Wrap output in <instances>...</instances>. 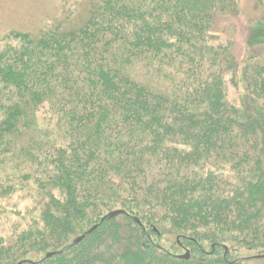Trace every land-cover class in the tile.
I'll use <instances>...</instances> for the list:
<instances>
[{"label": "trees", "instance_id": "1", "mask_svg": "<svg viewBox=\"0 0 264 264\" xmlns=\"http://www.w3.org/2000/svg\"><path fill=\"white\" fill-rule=\"evenodd\" d=\"M57 1L0 36V264L264 256V0L238 57L241 0Z\"/></svg>", "mask_w": 264, "mask_h": 264}, {"label": "rangeland", "instance_id": "2", "mask_svg": "<svg viewBox=\"0 0 264 264\" xmlns=\"http://www.w3.org/2000/svg\"><path fill=\"white\" fill-rule=\"evenodd\" d=\"M70 2L68 1V5ZM250 7L251 5L249 6L245 0H241L240 17L228 19L225 24L228 37H233L232 39L235 41L236 57L242 55L244 50L243 32L246 29L245 19L250 14ZM59 9L61 6L57 0H0V36L9 29L33 31L40 27L46 19L52 21L53 17H58ZM83 12L81 11L77 16V19H81L76 23L77 27L84 19ZM60 15L62 16V13ZM240 59L241 56L238 60L240 61ZM172 242L174 243L170 239L167 240V237L160 240L166 249L171 248ZM173 249L178 252L176 248ZM242 256L246 257L244 254ZM249 264H264V258L251 260Z\"/></svg>", "mask_w": 264, "mask_h": 264}, {"label": "water", "instance_id": "3", "mask_svg": "<svg viewBox=\"0 0 264 264\" xmlns=\"http://www.w3.org/2000/svg\"><path fill=\"white\" fill-rule=\"evenodd\" d=\"M124 211L122 210H115L112 212H109L103 219H113L116 218L120 215H123ZM133 221H135L137 224H139V221L136 218H133ZM96 229V226H93L91 229H89L88 231H86L84 234H82L81 236L77 237L76 239L73 240L72 245H77L79 244L87 235H89L90 233H92L94 230ZM54 255V253H47L44 255L43 259H49ZM190 257V254L188 251H185L182 255H179L178 258L180 260H188ZM264 258V256H258L255 257V259H261ZM25 263H31V262H20L18 264H25Z\"/></svg>", "mask_w": 264, "mask_h": 264}]
</instances>
